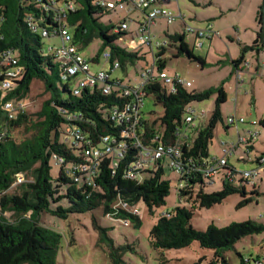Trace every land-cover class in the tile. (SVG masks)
<instances>
[{
  "label": "trees",
  "instance_id": "obj_1",
  "mask_svg": "<svg viewBox=\"0 0 264 264\" xmlns=\"http://www.w3.org/2000/svg\"><path fill=\"white\" fill-rule=\"evenodd\" d=\"M33 1L0 0L4 14L0 29V51L14 48L18 53L19 64L24 67V73L17 81L16 88L4 97L0 92V192L5 191L0 206L2 212L10 215H0V264H57L62 235L41 224L40 216L45 211L57 212L66 217L68 212H85L104 205L105 212L111 215L114 212L113 204L118 200L130 204L144 201L153 208L163 205L171 190L170 181L162 176L163 165L160 164L149 178H124V169L137 155L133 148L128 150L126 157L120 159V168L116 174L112 171V158H103L100 175L93 185L76 182L67 175L64 167L58 177L53 176V154L63 155L68 163L81 159L79 149L66 139V127L69 125L79 128L94 144H98L103 135H118L120 127L110 116L112 110L122 106L126 98L121 96V85L111 80L87 86L79 95L73 94L71 82L74 78L62 79V64L54 55L47 54L45 38L33 32L25 20L28 13L36 11ZM75 1L76 9L66 18L73 44L86 47L93 40L101 38L103 48H108L111 53L108 61L111 62L112 68L114 62L118 61L120 68L126 70L130 64H135L138 59L144 57L138 50H131L117 43L119 38L128 34V29L121 28L123 22H128L127 18L118 23L100 22L106 13L117 7L103 6L99 0ZM117 28L119 31L115 30ZM169 36L177 46L176 56L186 54L190 59L199 61L202 67L207 64L205 57L194 53L196 43L192 48L186 35L176 32ZM263 47L264 7L261 6L256 38L251 46H243L239 59L233 60L235 72L244 63L245 54L249 50L259 54ZM166 49L163 45L157 52L159 70H163L166 65ZM95 60H98V57ZM36 79L44 83L45 91L50 93V97L43 101L35 116L26 111L19 113L15 118H8L2 107L3 103L11 99L25 100ZM107 85L111 87L105 91ZM192 86L193 84L180 86L176 93H168L160 82H154L147 85L146 92L153 95L156 104H161L164 108L163 115L159 118L164 139L174 141L179 138L176 132L180 131L183 134L180 139L183 141L185 156L193 155L197 159L205 160L210 158V143L217 124L227 121V117H223L221 106L226 95L223 85L201 91L191 89ZM214 92L218 97L210 120L205 123L202 121L199 127L197 124L192 126L187 123L186 117L192 113L188 110L189 107L192 108V102L206 99ZM154 125L155 123L151 125L145 120L147 138L155 132ZM191 127L197 128L194 138L187 133V129ZM20 128H23L25 134L22 138H18L15 133V130ZM262 156L264 152L257 155L253 161L257 162ZM228 162L237 167L230 161V157ZM21 175L24 180L14 185ZM65 184L68 186L63 191ZM198 184L201 188L196 193H180L181 198L190 194L186 205L176 206L160 215L150 232L152 243L160 249H171L183 248L198 241L201 247L214 250L216 259H221L223 264H230L225 251L243 236L260 232L264 225L247 220L225 227L211 223L206 230L195 228L192 216L196 205L211 207L236 192L245 196L243 203L251 200L246 197V184L239 187L225 180L221 190L212 192L204 189L205 184L202 181ZM63 198L68 200L70 207L60 205L53 209L52 203ZM114 216L131 218L140 223L139 216L122 209ZM241 264H246V260L243 259Z\"/></svg>",
  "mask_w": 264,
  "mask_h": 264
},
{
  "label": "rangeland",
  "instance_id": "obj_2",
  "mask_svg": "<svg viewBox=\"0 0 264 264\" xmlns=\"http://www.w3.org/2000/svg\"><path fill=\"white\" fill-rule=\"evenodd\" d=\"M260 0H177L166 2L161 5L167 9L173 10L176 15L179 11L187 16L185 22L193 27H202L195 25L196 21L210 19L215 24L218 34L214 41L209 43L205 41L202 48L194 47L195 36L191 34L187 37V41L193 48L196 55L207 58V64L202 67L199 61L190 59L186 54L176 56L177 46L174 44L169 34L181 32L183 30L182 20L177 19L173 24H168L167 19L163 17L157 18V22L152 25V33L155 34L156 40L166 42L167 49L164 55L166 65L164 71L169 75L179 73L183 77L192 80L193 90H205L210 87L220 85L224 78L228 77L227 66L233 69L231 54L239 56L243 53V43L238 41L241 37L239 34L244 32L245 27L258 25V13L263 4ZM127 18L129 28L128 34L117 40L129 49L138 50L140 55L144 56L130 64L126 70L122 68L112 69L111 62L104 57L103 40L97 38L88 46L81 47L76 44L80 53L92 63V70H103L111 72L112 78H120L127 85H135L143 80L142 72L151 67L154 62V56L148 45H141L140 39L136 36V30L139 23L144 20V13L141 9L128 10L117 7L106 13L100 22L109 24L111 22L118 23L121 19ZM202 24V21H198ZM241 28V32L237 30ZM252 30V27H249ZM227 33H232L234 41L228 37ZM245 41L247 36L242 37ZM61 40L59 37H50L45 39V50L47 54H52V46L59 45ZM240 43V44H239ZM252 43L250 44V46ZM156 52H158L156 48ZM256 51L249 50L245 56V63L249 66L254 64L258 59ZM98 57V60H95ZM246 66V65H244ZM247 66V67H249ZM231 69V72H232ZM246 72L241 79L244 81L242 87H232L226 103L222 106L225 117L227 114L237 111L240 108L246 118H252L248 115V111L252 112L256 117L254 106L250 102L248 72L249 68H245ZM158 73V69H156ZM236 73V72H235ZM84 76L81 74L80 77ZM237 76V75H236ZM79 78V77H78ZM78 78L71 82V87L75 88ZM101 83H104L101 82ZM50 97V93L45 91L44 83L36 79L32 83L25 102L27 103V111L35 116L40 110L43 101ZM217 94L214 92L210 97L193 101L191 106L200 110H207L205 120L197 118L198 127L210 120L215 110ZM224 102V101H223ZM164 108L161 104H156L153 95L145 97L143 113L149 124H154V129L159 134L163 132L159 118L163 115ZM248 119V118H247ZM227 126L220 121L214 131V138L210 143V159L218 157L222 143L228 144L236 141L234 130L227 132ZM261 134L256 141V150H264V127L256 126ZM16 136L22 138L25 136L23 128L15 130ZM187 133L194 138L197 134V128L191 127L187 129ZM64 137V135H63ZM254 141V142H255ZM238 150L230 158V161L240 170L252 168L254 164L250 162H239L237 160ZM170 158H167L163 164V177L171 183L170 193L166 197V202L160 206L150 208L149 205L140 201L136 204L139 209L140 223L127 218L129 224H125L123 218L115 217L105 212L104 205H99L85 212H68L67 216H61L57 212L45 211L40 216L41 224L52 228L61 233V243L57 252V264H223L221 259H216L215 251L209 248H203L198 241L192 242L183 248L160 249L152 243L151 229L158 221L160 215L168 210L174 209L176 206L186 205L189 199L181 198L179 194L180 177L172 169L169 164ZM52 174L55 177L61 172V166L56 165L53 161ZM158 167L152 164L146 171L142 173L144 179L149 178ZM223 170L216 175L215 183L212 185H204L207 192L219 191L223 188L222 179ZM255 184L246 183L247 198L249 202L243 203L245 196L236 192L229 195L221 203H217L211 207H200L196 205L193 208L192 224L199 230H206L207 227L214 223L218 227H225L231 223H239L247 220H253L264 225V172L261 176L256 177ZM67 184L63 186V191L67 188ZM201 188L198 184L194 187V193ZM62 191V192H63ZM188 201V202H187ZM187 202V203H186ZM70 207V203L66 198L54 201L52 208L57 209L58 206ZM225 256L230 264H241L242 260H246V264H259L261 260L264 262V229L260 232L247 234L237 240L234 245L225 251Z\"/></svg>",
  "mask_w": 264,
  "mask_h": 264
},
{
  "label": "built area",
  "instance_id": "obj_3",
  "mask_svg": "<svg viewBox=\"0 0 264 264\" xmlns=\"http://www.w3.org/2000/svg\"><path fill=\"white\" fill-rule=\"evenodd\" d=\"M174 0H99V2L109 8H125L134 10L141 9L144 13V20L139 23L136 30V36L140 39L141 45H148L154 56V62L150 68L142 72L143 80L135 85H127L118 77L112 78L111 72L103 70H92V63L85 58L77 46L72 42V34L68 25L66 24L67 15L76 9L75 0H34V7L36 11H32L26 15V22L29 28L39 33L43 38L59 37L61 43L52 46V54L63 66L62 79L68 80L71 78H78L77 85L73 88V94L79 95L81 91L87 86H94L104 81H115L116 84L121 85V96L126 98L122 106L116 107L111 112V120L120 127L118 135H103L98 142L94 144L88 140L82 131L73 126L66 127V139L76 148L79 149L80 160L68 163V160L57 153L53 154V161L56 165L65 168L67 175L72 177L76 182L93 185L101 172L102 160L105 157L112 158L113 174L117 173L120 168L121 158L126 157L130 148L137 151L135 159L130 162L124 169L123 176L127 179L143 180L142 173L147 170L152 164L163 165L167 158H170V166L180 177L179 194L182 191H194V187L202 181L205 185H212L215 183V177L222 170L223 182L228 180L236 186H243L246 183L255 184V178L259 177L264 172V156H262L250 169L240 170L229 164L228 158L231 157L236 148L240 145L250 144L254 142L259 133L252 128L247 129V135H239L237 143H230L223 148V153L219 157L207 158L200 160L193 155L185 156L183 152V141L180 139V131L176 132L178 139L168 141L164 139L162 133L154 132L149 138L146 137L145 117L143 107L145 97L148 95L146 87L150 83L160 82L168 93H176L180 86H191L192 80L181 76L179 73L169 75L164 70H159V59L156 48L159 49L166 42L156 40L155 34L152 33V25L157 22V18L163 17L167 19L168 24H173L177 19L184 21L183 30L181 33L188 37L191 34L196 36V46L203 45L204 38H212L217 32L212 24L206 27H193L185 22V16L179 11L176 15L171 10L164 6H153L154 4L161 5L164 2ZM178 1V0H177ZM3 10L0 5V29L3 22ZM122 29H128V22L121 24ZM119 31V29H115ZM1 31V30H0ZM106 60L111 58V53L106 51L104 53ZM120 68L118 61L114 62L112 69ZM241 68V67H240ZM236 70L237 76L241 78L242 70ZM158 69V73H156ZM24 67L19 64L18 53L14 48H7L0 51V92L2 96L11 93L17 86V81L22 77ZM81 74L84 76L80 77ZM110 85L105 87V91L110 89ZM3 109L6 111L8 118H15L19 113L27 111V103L25 100L11 99L3 103ZM189 113L186 117V122L192 126L196 125V118H203L207 115L206 109L196 110L193 107L188 108ZM264 114L258 121L252 119L250 122L253 125L263 123ZM246 122L245 117L232 113L227 116V123L230 126L238 128L239 123ZM194 179V181H193ZM24 180L23 176H19L17 183ZM199 180V181H198ZM5 191L0 192V201ZM190 194L184 197L188 200ZM188 202V201H187ZM186 202V203H187ZM114 216L120 210L127 211L139 216V209L136 204H130L124 200H118L113 204ZM166 213V212H164ZM8 215L1 211L0 215ZM125 224H129L127 219H123ZM259 264H264L259 261Z\"/></svg>",
  "mask_w": 264,
  "mask_h": 264
},
{
  "label": "crops",
  "instance_id": "obj_4",
  "mask_svg": "<svg viewBox=\"0 0 264 264\" xmlns=\"http://www.w3.org/2000/svg\"><path fill=\"white\" fill-rule=\"evenodd\" d=\"M261 1L262 0L259 1L260 4H261ZM168 2H171V1H168ZM164 3H166V2H164ZM262 3L263 4L261 6L264 5V0H263ZM177 6L180 9L178 1H177ZM171 11H173V10H171ZM183 15L185 16L184 17L185 20H187V16L185 14H183ZM198 21H202V24L199 23ZM198 21H196L195 25H199V26H202L204 28V27L208 26L209 24H212V26L215 29V31L216 32L218 31L216 29L215 24L213 23L212 20L207 19V20L203 21V20L199 19ZM181 22H182V27H183L185 23H184L183 20ZM250 26L252 27V30H250V28H249ZM257 29H258V25L257 26H252V25L246 26L244 32H241V28H238L237 30H239L241 32V34H239L241 37L238 38V41L240 43H243L244 46H250V44L251 43L253 44V42H254V40L256 38ZM217 34H218V32H217ZM217 34L214 37H212V38H204L203 41H202L203 45L200 46V48H202L204 46L205 41H208V42L210 41L209 43L213 42L215 37L217 36ZM227 35H228L229 38H231L234 41V36H233L232 33H227ZM245 35L247 36V38H246L247 40L246 41L242 38ZM194 40H196V36H195ZM242 49H243V47H242ZM251 51H254V50H251ZM239 52H240V49L238 50V56H239ZM256 55L258 56V59L256 61H254V64L252 66H249L250 64H248V63L244 64L245 62L242 63V65L239 66V68L241 67L240 70H242L241 77L246 73V72H244V69L245 68H249L248 78H249V84L251 85V88H250L248 93H250L249 94L250 102L253 104V106L255 108L254 111L256 112V117L253 115L252 112L248 111V115L249 116L251 115L250 117H252V118L247 117L248 118L247 119L246 116L243 113H241L240 108H239L238 111H237V107L235 108L234 112H232V113H236L239 116L245 117L246 122L239 123L238 128H237L235 126L228 125V123L226 121V123H225L226 126H227V128H226L227 130L226 131L229 132L231 130H234V132L236 134V138L237 139L233 143H237L238 142V136L239 135H247V129L252 128L254 130H257L259 135H260L261 132H260V130L256 129V126L260 125V126L264 127L263 123H259L257 125H253L250 122L252 119H256V120L259 121L261 119L262 115L264 114V47L259 52V54L256 53ZM238 56H233L231 54V58L230 59H232V63H233V60L239 59L242 55L240 57H238ZM245 59H246V56H245ZM206 60H207V58H206ZM244 65H246V66H244ZM247 66H249V67H247ZM226 68L228 69V77L224 78L222 80V82L220 83V85H223L224 92H225V95H226V97L224 99V102H222L221 106H223L226 103V101L228 100L230 94H232V87L234 85L236 87V90H237V88L242 87L244 85L243 84L244 80L239 78L238 76H236L237 72L235 73L234 65H233V69L230 66H227ZM231 69H232V72H231ZM220 85H218V86H220ZM217 97H218V94H217ZM232 113L227 114L226 117L228 115L232 114ZM201 120L204 121L205 118H203ZM201 123H202V121H201ZM256 141H257V139H256ZM256 141L252 142L250 144H245L246 146L245 145H240L239 147L236 148V150H238V155H237L236 158H237V160L239 162L243 161L245 163L246 162H250V163L254 164L255 163L253 161L254 158H256L257 155H260V153L264 152V150H261V151L256 150ZM227 145H229L227 142H223L222 143V148L219 150V154L220 155H218V157L222 155L223 148L225 146H227Z\"/></svg>",
  "mask_w": 264,
  "mask_h": 264
},
{
  "label": "water",
  "instance_id": "obj_5",
  "mask_svg": "<svg viewBox=\"0 0 264 264\" xmlns=\"http://www.w3.org/2000/svg\"><path fill=\"white\" fill-rule=\"evenodd\" d=\"M263 7H264V5H263ZM249 64V63H248Z\"/></svg>",
  "mask_w": 264,
  "mask_h": 264
}]
</instances>
